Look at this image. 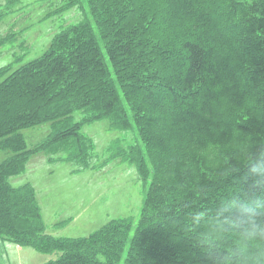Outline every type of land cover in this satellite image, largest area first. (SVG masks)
Returning <instances> with one entry per match:
<instances>
[{
  "label": "trees",
  "instance_id": "obj_1",
  "mask_svg": "<svg viewBox=\"0 0 264 264\" xmlns=\"http://www.w3.org/2000/svg\"><path fill=\"white\" fill-rule=\"evenodd\" d=\"M84 1L91 22L0 69V239L59 253L45 264H264V0ZM101 120L136 131L108 154L150 181L140 215L51 237L33 188L9 178L39 152L90 168L80 128ZM44 123L28 149L21 130Z\"/></svg>",
  "mask_w": 264,
  "mask_h": 264
},
{
  "label": "rangeland",
  "instance_id": "obj_2",
  "mask_svg": "<svg viewBox=\"0 0 264 264\" xmlns=\"http://www.w3.org/2000/svg\"><path fill=\"white\" fill-rule=\"evenodd\" d=\"M69 3V0H0V67L12 63L15 57L20 60L13 69L41 57L60 30L84 18L92 21L84 0H79L76 7H70ZM72 115L74 122H79L83 116L80 112ZM49 132L50 123H44L20 133L27 147L32 148ZM81 134L92 146L91 171L71 175L73 166L70 163L52 166L47 162L48 155L39 153L32 157L23 173L9 179L15 188L33 183L43 221L48 233L54 237H86L110 220L139 217L149 186L150 181H142L136 167L127 162L119 159L103 164L106 148L112 141L123 139L125 146L138 142L135 130L109 129L107 120H101L85 124ZM7 155L0 152V163ZM74 167L78 169L76 165ZM241 219L246 220L245 217ZM57 223L65 224L55 226ZM20 252L35 254L39 258L36 264L59 256V253H37L30 248H21ZM19 258L15 262L8 260L6 264H18Z\"/></svg>",
  "mask_w": 264,
  "mask_h": 264
},
{
  "label": "crops",
  "instance_id": "obj_3",
  "mask_svg": "<svg viewBox=\"0 0 264 264\" xmlns=\"http://www.w3.org/2000/svg\"><path fill=\"white\" fill-rule=\"evenodd\" d=\"M30 161H32V157L29 159L27 166L28 164H30ZM29 184H31L34 187L33 183H29ZM36 199L39 204L37 193H36ZM20 251H21V248L15 247L7 243H3L0 240V264H6V261L8 260H13L15 262L18 256L20 257L17 262L18 264H36V262L39 261V258H37L35 254H32L31 252H24L23 254H21ZM24 257H26V259Z\"/></svg>",
  "mask_w": 264,
  "mask_h": 264
}]
</instances>
